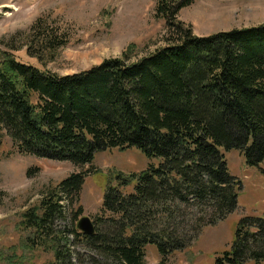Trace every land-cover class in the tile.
<instances>
[{"label": "trees", "instance_id": "16d2710c", "mask_svg": "<svg viewBox=\"0 0 264 264\" xmlns=\"http://www.w3.org/2000/svg\"><path fill=\"white\" fill-rule=\"evenodd\" d=\"M193 2L156 0L166 43L134 62L125 52L59 75L18 61L12 51L23 46L42 63L68 42L44 18L21 47L18 33L0 48V148L7 135L19 153L77 166L113 148L136 147L152 159L139 172L112 174L92 234L56 224L79 202L92 166L43 191L17 227L29 249L53 254L47 264H74L68 233L99 264H146L149 244L162 258L181 251L237 207L240 182L221 149L241 151L250 165L264 159V24L198 36L177 18ZM263 259L264 224L246 219L213 264Z\"/></svg>", "mask_w": 264, "mask_h": 264}, {"label": "rangeland", "instance_id": "374dc122", "mask_svg": "<svg viewBox=\"0 0 264 264\" xmlns=\"http://www.w3.org/2000/svg\"><path fill=\"white\" fill-rule=\"evenodd\" d=\"M156 0H0V48L17 36L21 47L29 27L44 18L68 33V42L52 59L41 63L23 46L12 51L23 63L59 75L73 74L128 53L134 62L166 43L165 20L155 16ZM177 18L198 36L264 24V0H194L182 8ZM23 34V35H22ZM23 40V41H22ZM229 173L240 182L237 207L215 225L202 228L191 246L160 257L154 244L145 250L146 264H213L229 249L235 229L242 220L264 224V159L257 165L246 162L244 154L221 149ZM152 159L136 147L107 149L95 154L90 164L77 166L66 160H53L19 153L5 135L0 148V264H47L53 254L41 248L29 249L26 232L17 227L23 211L38 203L43 191L71 173L86 171L79 202L66 209L59 229H73L82 216L92 220L98 213L106 185L114 172L133 173L145 169ZM154 162L156 160L154 159ZM82 211L77 213V207ZM190 224V223H189ZM68 247L74 264H99L74 234L68 233ZM247 264H257L250 260ZM264 264V259L259 263Z\"/></svg>", "mask_w": 264, "mask_h": 264}, {"label": "water", "instance_id": "95a60500", "mask_svg": "<svg viewBox=\"0 0 264 264\" xmlns=\"http://www.w3.org/2000/svg\"><path fill=\"white\" fill-rule=\"evenodd\" d=\"M76 227L86 234H92L94 232V223L88 216H82L76 223Z\"/></svg>", "mask_w": 264, "mask_h": 264}]
</instances>
